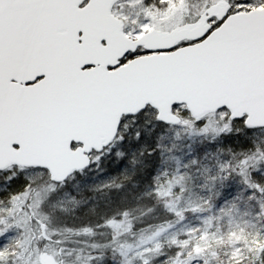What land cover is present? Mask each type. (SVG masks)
Wrapping results in <instances>:
<instances>
[{
  "label": "snow or ice",
  "instance_id": "6c2138e0",
  "mask_svg": "<svg viewBox=\"0 0 264 264\" xmlns=\"http://www.w3.org/2000/svg\"><path fill=\"white\" fill-rule=\"evenodd\" d=\"M0 264H264V0H0Z\"/></svg>",
  "mask_w": 264,
  "mask_h": 264
}]
</instances>
